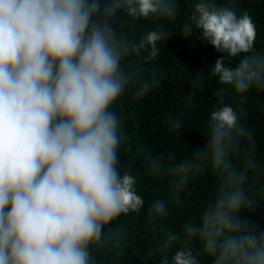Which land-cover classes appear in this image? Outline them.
Returning a JSON list of instances; mask_svg holds the SVG:
<instances>
[{
  "label": "clouds",
  "instance_id": "1",
  "mask_svg": "<svg viewBox=\"0 0 264 264\" xmlns=\"http://www.w3.org/2000/svg\"><path fill=\"white\" fill-rule=\"evenodd\" d=\"M233 0H197L181 31L216 53L210 74L244 93L264 89V53L253 50L255 26L237 14ZM116 9L131 18L173 17L176 0H0V264H96L90 246L120 214L142 206L135 178L121 172L123 137L113 102L132 81L122 61L130 53L157 56V28L135 44L114 34L108 20ZM197 34V35H196ZM205 49L207 55L208 51ZM240 56L225 66L224 54ZM138 79V77H137ZM153 81L137 89L144 94ZM222 99V97H221ZM247 135L237 112L222 105L210 115L207 142L191 160L168 169L179 192L189 174L204 166L220 174L217 195L195 222L183 225L184 239L169 232L160 245V264H264V230L239 219L250 204L243 172L230 156ZM153 174L161 171L152 161ZM167 215L163 200L148 207V218ZM201 244L194 254L190 246Z\"/></svg>",
  "mask_w": 264,
  "mask_h": 264
},
{
  "label": "trees",
  "instance_id": "2",
  "mask_svg": "<svg viewBox=\"0 0 264 264\" xmlns=\"http://www.w3.org/2000/svg\"><path fill=\"white\" fill-rule=\"evenodd\" d=\"M196 2L176 0L173 17L131 18L123 9H116L107 21L114 34L122 33L133 44L157 28H164L168 35L156 42V57L145 60L147 52L141 50L139 54L130 52L122 61L133 79L110 106L123 133L117 150L118 167L135 178V191L143 203L139 211L122 213L104 226L101 240L90 246L96 264H160L164 255L170 258L179 247L177 241L167 252L159 250L169 232L184 239L183 225L195 222L203 207L215 198L220 174L204 166L189 174L179 192H173L168 169L191 160L193 151L205 146L210 115L222 105L237 112L238 123L247 133L230 156L233 168L246 177L243 186L250 201L238 218L256 233L264 230V89L252 86L236 93L210 74L216 61L212 54L222 58L223 53L201 45L194 29L189 36L181 31ZM226 2L215 0L218 5ZM232 6L238 15L251 17L255 26L253 50L264 53V0H233ZM239 59L224 54L225 66L233 67ZM145 80L153 84L138 95L137 89ZM152 161L160 162V172H151ZM157 199L165 202L167 215L149 220L148 207ZM190 246L194 254L201 248L195 240ZM197 258L200 264H211L206 254Z\"/></svg>",
  "mask_w": 264,
  "mask_h": 264
}]
</instances>
